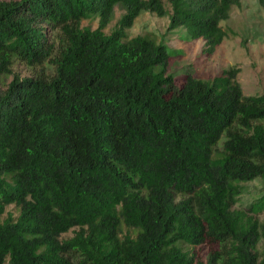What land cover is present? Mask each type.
<instances>
[{
    "label": "trees",
    "instance_id": "1",
    "mask_svg": "<svg viewBox=\"0 0 264 264\" xmlns=\"http://www.w3.org/2000/svg\"><path fill=\"white\" fill-rule=\"evenodd\" d=\"M167 1L0 0V264H264V193L237 206L264 182V92L235 65L178 84L127 34L148 11L212 54L242 0Z\"/></svg>",
    "mask_w": 264,
    "mask_h": 264
},
{
    "label": "rangeland",
    "instance_id": "2",
    "mask_svg": "<svg viewBox=\"0 0 264 264\" xmlns=\"http://www.w3.org/2000/svg\"><path fill=\"white\" fill-rule=\"evenodd\" d=\"M163 1L168 7V1ZM120 14L121 9L117 7L115 20ZM115 20L108 26L107 32H110ZM83 25L96 28L98 20H85ZM168 25L167 16L160 17L144 11L136 18L134 25L127 29V34L128 37L137 34L147 35L165 44L170 54L168 72L175 74L178 84H181L188 74L202 79H212L235 65L240 67L237 79L246 94L258 95L264 92V7L258 0H242L240 6L232 7L230 17L222 21L227 36L212 54L207 52L203 38L187 40L184 27L168 30ZM13 69L22 76L33 72L32 68L21 62L15 63ZM11 79L12 75L1 76L0 88H5ZM245 184V192L237 206H247L264 193V182L261 179ZM7 209L18 213L14 204ZM72 234L69 232L66 236ZM211 249L208 244L193 248L196 264L206 263Z\"/></svg>",
    "mask_w": 264,
    "mask_h": 264
}]
</instances>
